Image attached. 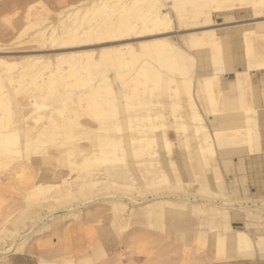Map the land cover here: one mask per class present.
<instances>
[{"label":"bare ground","instance_id":"6f19581e","mask_svg":"<svg viewBox=\"0 0 264 264\" xmlns=\"http://www.w3.org/2000/svg\"><path fill=\"white\" fill-rule=\"evenodd\" d=\"M230 1L210 0L216 3L215 13L222 15L234 12ZM94 4L85 8L80 17L70 21L73 15H68L61 20L60 31L45 25L43 11L35 7L25 17L27 27L35 29L29 42L37 43L38 50H44L113 42L133 34L156 38L138 43V50L144 49L143 53L130 44L99 50L97 58H100L94 64L114 69L111 73L121 81L118 90L111 86L103 70L93 82L89 59L94 51L58 54V61L51 68L43 55L24 57L20 61L0 57V255L17 253L27 237L66 220H77L73 226L69 223L64 226L62 233L68 236L90 232V227L85 230V225L93 216L121 230L132 221L151 227L163 215L176 214L170 212L172 209L193 211L197 209V202L202 201L207 203L199 204L205 215L193 224L188 222L186 240L210 235L213 252L225 253L221 264L251 261L245 256L264 252V231H255L257 236L252 238L245 228L235 229L230 210L243 213L249 206L232 201L229 194L217 201L212 191L221 189L222 185L215 184V179L235 150L256 158L264 153V106L260 105L261 96L250 77V72H264V45L258 49L250 45L255 36L264 38L263 26L258 23L256 28L240 29L238 36L229 32L219 36L221 43L230 41L228 47L237 48L232 56L237 58H233V65L250 71L237 77L242 85L238 94L242 109L232 114L219 109L211 95L215 86L221 87L222 92L227 81L222 82L220 77H215L218 73L208 70L191 76L178 61L183 56L180 47L163 37L174 27L172 15L176 20L174 28L179 32L187 18L196 19L203 14L204 4L185 5L182 0H96ZM250 7L264 9V0H251ZM115 12L119 15L112 18ZM75 21H78L76 25ZM204 32L208 36L214 34L211 30ZM196 40L191 39L190 43ZM239 40L246 44L242 53L238 50ZM8 45H0V52L13 50ZM76 57L88 59L78 68L69 63L63 67L59 63ZM221 59L226 61L227 56ZM256 59L258 64L252 67ZM226 66L230 70V64ZM165 73L174 77L166 81ZM140 85H148L144 100L148 106L135 110L133 105L143 104L140 100L135 104V91ZM122 88L127 91L123 92ZM163 90L167 93H162ZM21 93H25L24 104L15 102V96ZM119 101L122 110L116 113ZM165 102L172 108L167 113L160 109ZM220 103L223 108L231 105L224 94ZM25 107L36 109L34 112L40 110L32 124L24 121ZM89 120L97 124L92 125ZM175 146L181 150L180 161L188 176L186 183ZM253 205L264 208V201ZM16 210L20 212L13 216ZM48 241L50 244L51 240ZM40 245L39 239L35 240L31 245L35 251L28 248L25 254L39 253ZM90 246L94 245L83 247L76 243L74 248L84 254ZM70 253L66 249L62 253L64 258L59 259L70 263L73 259L68 256ZM120 260L114 261L123 264ZM0 264H8L6 257H0Z\"/></svg>","mask_w":264,"mask_h":264},{"label":"rangeland","instance_id":"374dc122","mask_svg":"<svg viewBox=\"0 0 264 264\" xmlns=\"http://www.w3.org/2000/svg\"><path fill=\"white\" fill-rule=\"evenodd\" d=\"M95 2L96 0H0V45L10 44V47L13 49L8 52H0V57H6L8 59L20 61V59L24 57L43 55V57L48 61L49 67L51 68L52 65H55L58 61L56 58V55L58 54L69 52L94 51V55L91 57V59H89L93 66V82L96 81L95 77L97 73L103 70L107 74L106 76L111 86L115 90H118L121 87V81L115 77V73H111L114 71V69L109 67H100L96 65V63L94 64V61L100 58H97V53H99V50L104 49L106 47L112 48V46L122 47L126 44H130L138 50V43L156 38L155 36H139L133 34L127 37H123L121 39H117L113 42H94L88 44L87 46H82L79 48L75 47L58 49L49 47L46 48L47 50H38L40 48L38 47L37 43L29 42V38L33 34L35 29L27 27V19L25 17L28 14L32 13L35 7H37L38 9L40 8L41 11H43L46 20L44 23L45 25L47 24L49 26H55V28H58V31H60L61 27L59 22H61V20L66 19L68 15H73L70 21L77 17H80L82 11L85 8L95 5ZM182 4H204L203 14L199 15L196 19L187 18L185 20V22H187L184 24L193 25L185 27V25L183 24L179 32L176 31V29L174 28L176 26V20L172 15L174 27L170 28L167 34H164L163 37L169 38L171 42L176 43L178 47H180L183 56L178 58V61L182 63L184 69H186L191 76L194 77L197 74L196 72L198 71L199 72L197 75L202 74V72H204L205 70H208V72L211 71L218 73L215 77H220L222 79V82L227 81V84H225L226 86H223L222 88L223 93L220 92L221 87L215 86L214 91L211 93V95L213 96L214 100H217V107L219 109H225V113L233 114L240 112L239 109H242V102H240L238 94L242 88V85L238 82L237 77L241 75H248L250 71L241 70V68L239 69L240 66L233 65V58L234 60H236L237 58H232V56L237 53V48L235 50L230 49L228 47V45H231V43H229L230 41L221 43L219 41V36L222 35V32L223 34L224 32H229L232 33V35L237 34L238 36L237 32L241 31L240 29L254 27L256 28V25H259L258 23L263 26L261 28V31L264 32V9H252L250 7L251 0H231L230 4L233 6L234 12L232 11L230 13H227L226 15H222L219 13H215L214 7L216 3H212L210 2V0H192L191 2L182 0ZM167 5L168 8H172L170 4ZM77 10H79L80 12L75 15L74 13ZM61 12L63 14H59ZM118 15V12L111 14L112 18H115ZM226 16L230 17L228 18ZM225 17L226 19L224 21ZM29 19H31V16L29 17ZM206 19H209V22H206ZM77 23L78 21H75L74 24L76 25ZM207 30L213 31L214 34L208 36L207 33L205 34L204 32ZM179 36H181V38H179ZM195 38H197V40L195 42L190 43V40ZM250 45H254L255 48L258 49L259 47H261L260 45H264V38L255 36L251 38ZM245 48L246 44L240 43L239 40V52L242 53ZM123 51L125 50H122V52ZM138 52L143 53L144 49H139ZM201 54H203L204 57L206 55V57H201ZM224 55L227 56L226 61L224 59H221V57L223 58ZM87 59L88 58L86 57H76L63 60L59 63L62 64L63 67H67L69 63L75 65V67L78 68L80 67V63L85 62ZM255 62L256 63L253 64L252 67L258 64V60L256 59ZM227 63L230 64V70L226 69ZM47 71L48 69L44 70V72ZM167 73H165L163 76L164 80L166 81L174 77L173 74ZM250 74V77L252 78H250L251 82H253L252 85L256 93L261 96L262 101H260V105L261 107H263L264 97L262 95H264V72L262 73L260 71H255L252 73L250 72ZM258 83H261V85H258ZM147 88L148 85H140L137 87V90L135 91V104H138L139 100L143 101V104L141 105V107L133 105V109L137 110L140 108H147L148 105H146L147 103H145V92L147 91ZM122 91L126 92L127 89L122 88ZM261 91H263V93H261ZM162 93L166 94L167 90H163ZM204 93L205 95H208V93ZM223 94L224 97L227 98V100L231 103V105H228L227 108H223L220 103V100L223 98ZM249 96L250 95H248L247 97ZM15 102H22L24 104L25 93L16 95ZM118 103L119 104L115 108L116 113L122 110L120 101ZM160 109L164 113H167L172 108L169 102H165L164 104H161ZM34 110L36 109L31 107L24 108L23 114L26 117L24 121L27 124H32L33 118L37 115L38 112H40V110H37L38 112H34ZM89 122L92 125L97 124L93 120H89ZM171 140L176 142L172 137ZM179 150L180 149L178 148V146H175L176 159L179 161L178 163L181 167V174L183 176L182 179L186 183V181L188 180V176L186 174V168L184 164H182V162L180 161L181 150ZM262 155L263 156L256 158L253 157V155H250V153H241L239 149L235 150L234 153L231 154L227 159L226 164L222 165L220 171L221 175L218 177V179H215V184L222 185L221 189H213V191L211 190L212 193H215V195L217 196V199H215L217 201H221L222 198L226 197V195L229 194L232 201L239 203L240 205L249 206L244 210L245 212L243 213L237 212V210H230V216L233 227L235 229H242V227L245 228L247 233L251 235L252 238L257 236L254 234L255 231H264V208L253 205H257L260 203V201H264V153ZM213 179L214 178H212V180ZM193 187L194 186H192L191 188ZM199 204L203 205L207 203L202 201L197 202V209L193 211H189L186 208L177 210L172 209L170 212L176 214H169L170 217H168L169 215H166L167 217L163 215L159 219L160 221L157 224H154L151 227L148 226L150 228H148L146 225L136 222L134 223L132 221L129 222L130 224L124 226L125 228H122L121 230L119 226L115 227L109 222H104L103 219H97L98 217L96 218L95 216H93L88 219L89 222L87 221V224L85 225V230H87V227H90V232L83 231L79 235L68 236L65 235V233H62L64 232V226L67 227V225L69 224V226H73V223L77 222V220H66L60 223L59 225H56L55 227L49 226L46 230L42 231L41 233H38V235L36 234L33 237L31 236L32 238L30 236L27 237L25 239L26 242L17 253L11 252L6 255H0V257H6L8 264H117V262L114 260L119 259H121L120 262H122L123 264H221L222 262H224L225 253L223 251H216L215 253L213 252L211 248L212 246H210V241L213 238L210 235H208L204 239L192 238L188 241L186 240V235L189 229L188 222L195 223L196 220L203 218L205 215L199 208ZM16 211H14L13 216L18 215L20 212L19 210ZM167 222H169V224ZM175 225L178 227H176ZM49 228L52 229L55 233L57 231L59 236L57 235V233L54 234V232L52 235V230L50 231ZM115 228H117L119 231ZM142 229L144 231L147 229L145 232L149 234L146 235V233ZM45 232L49 233L47 234ZM42 235L44 236L42 237ZM149 235L151 236V238ZM60 236L62 237L60 238ZM66 236H68L69 239ZM152 236H154V238ZM38 239L41 244V247L37 250L39 251V253L36 252V254H25V250H29L31 248V245H33L34 241ZM87 239L90 241H88ZM156 239L161 241H156ZM48 240H51L50 244V241ZM89 242L92 243L94 246H90L89 249L87 248L86 250H84V254L83 251L82 254L81 252L78 253V251L74 248V246H76V243L83 244V247H86L87 244H90ZM44 246H47L51 252L47 251L48 248H46L47 250H45ZM52 248H56L54 251L57 253L54 254ZM65 248L68 250V252H71L70 254L72 256L70 254L68 256L73 257L70 263H63L62 260L59 259L60 257L64 258L62 253L66 252ZM44 254H47V258ZM48 255L50 257H48ZM55 255H57L58 257H56ZM262 255H264V252H257V254L253 253L252 255L250 253L248 256L245 257L247 259H251V261L245 260L244 262H239L236 264H264V258H262ZM49 258L51 260L48 261ZM40 259L44 261L41 262ZM46 259L48 263L46 262Z\"/></svg>","mask_w":264,"mask_h":264}]
</instances>
